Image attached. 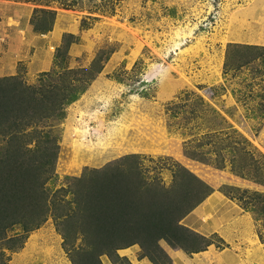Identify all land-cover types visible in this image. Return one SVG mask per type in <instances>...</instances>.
Listing matches in <instances>:
<instances>
[{
	"label": "rangeland",
	"instance_id": "1",
	"mask_svg": "<svg viewBox=\"0 0 264 264\" xmlns=\"http://www.w3.org/2000/svg\"><path fill=\"white\" fill-rule=\"evenodd\" d=\"M20 1L32 31L12 79L57 84L72 70L83 88L62 119L41 124L57 144L48 194L128 155L164 186L180 165L213 192L179 224L211 244L187 253L161 240L170 264H264L263 221L240 199L264 196V0ZM25 234L3 231L0 264L21 249L29 264H71L52 218ZM116 254L117 264H153L138 245Z\"/></svg>",
	"mask_w": 264,
	"mask_h": 264
},
{
	"label": "trees",
	"instance_id": "2",
	"mask_svg": "<svg viewBox=\"0 0 264 264\" xmlns=\"http://www.w3.org/2000/svg\"><path fill=\"white\" fill-rule=\"evenodd\" d=\"M63 40L65 54L71 42ZM73 73L63 72L57 84L40 80L35 86L12 76L0 78V235L15 226L29 234L52 218L71 264H101L103 255L117 264L116 252L133 245L153 264H170L161 240L187 253L205 250L211 242L179 221L213 190L180 165L172 168V182L164 186L145 172L139 155H128L66 177V188L48 194L45 184L54 172L57 144L52 130L41 124L62 119L64 107L83 90L80 77L69 79ZM243 141L240 149L249 154L244 148L249 143ZM224 188L225 195L234 190ZM240 199L264 225V196L253 192Z\"/></svg>",
	"mask_w": 264,
	"mask_h": 264
},
{
	"label": "crops",
	"instance_id": "3",
	"mask_svg": "<svg viewBox=\"0 0 264 264\" xmlns=\"http://www.w3.org/2000/svg\"><path fill=\"white\" fill-rule=\"evenodd\" d=\"M31 9L27 3L20 0H0V77H8L16 74L17 62L31 37V28L28 26ZM15 16V17H13ZM12 20L15 24L9 25ZM25 23V24H24ZM27 23V24H26ZM15 48V51L13 49ZM51 57L47 58L43 64V69L50 68ZM32 240L31 238L29 241ZM26 252L21 249L12 257L13 263L22 262L29 264L25 256Z\"/></svg>",
	"mask_w": 264,
	"mask_h": 264
}]
</instances>
